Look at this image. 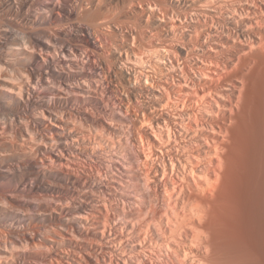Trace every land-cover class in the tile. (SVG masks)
I'll use <instances>...</instances> for the list:
<instances>
[{
	"label": "bare ground",
	"instance_id": "bare-ground-1",
	"mask_svg": "<svg viewBox=\"0 0 264 264\" xmlns=\"http://www.w3.org/2000/svg\"><path fill=\"white\" fill-rule=\"evenodd\" d=\"M122 4L0 0V264H238L264 241V0L142 1L136 31Z\"/></svg>",
	"mask_w": 264,
	"mask_h": 264
},
{
	"label": "rangeland",
	"instance_id": "rangeland-1",
	"mask_svg": "<svg viewBox=\"0 0 264 264\" xmlns=\"http://www.w3.org/2000/svg\"><path fill=\"white\" fill-rule=\"evenodd\" d=\"M129 0H121V2L123 3L122 5V9H123V12L125 13V14H127V18L126 19H124L126 22H125V26H124V28H129V29H127V30H131V29H133V31H136L137 29H138V27H137V25H135L134 24V20H133V22H132V20H131V15L129 14V13H131V11H132V9H133V7H135L134 6V4H136V6L140 3V2H142V1H144V3L145 2H147V3H149V4H151L152 6H154L156 9H161L162 10V7H164V6H167V7H169V5L171 6V1L172 0H159V1H161V2H159L158 0H156V2H155V0H134L133 2H134V4H132V5H130L129 4V2H128ZM139 2V3H138ZM154 4V5H153ZM157 4V5H156ZM159 4V5H158ZM161 10H159V11H161ZM190 12H191V14H190ZM190 12H188V10L186 11V15L189 17H193L194 15H192V11H190ZM184 14V13H183ZM182 14V15H183ZM128 15H130V18H128L129 16ZM130 25V26H129ZM107 40V41H106ZM98 41L99 42H101L102 43V45H105V44H108V38L106 37V36H104L103 34H98ZM101 51H104L103 49H101ZM106 62H104L103 63V66L105 67L106 66V68L108 67L107 66V63L105 64ZM105 64V65H104ZM116 94H117V92H116ZM119 96V95H118ZM94 99V98H93ZM118 100V99H117ZM90 102H87V104H84V106H88L89 108H90V110H93V109H91V106H90ZM254 109V108H253ZM254 111H256V109L254 110ZM91 112H93V111H91ZM133 112V111H132ZM260 138V139H259ZM264 123L262 124V126H261V128H260V130H259V134H258V141H259V143L260 144H264ZM262 141V142H261ZM262 145H258V151H259V153H260V155H261V157H262V168H261V170L263 171L264 170V167H263V165H264V147L262 146ZM263 149V150H262ZM263 174H264V171H263ZM261 247V248H260ZM260 247H259V251H260V249H261V251L259 252H254V250H252V249H250V250H248L247 252L248 253H246V255L245 256H243L242 258H241V260H239V262H238V264H264V241L261 243V245H260ZM253 252H252V251ZM262 250H263V252H262ZM250 251V252H249ZM257 253V254H256ZM249 259V260H248Z\"/></svg>",
	"mask_w": 264,
	"mask_h": 264
}]
</instances>
